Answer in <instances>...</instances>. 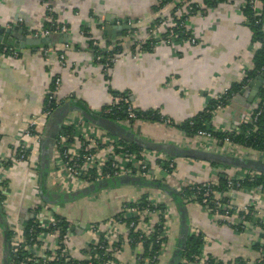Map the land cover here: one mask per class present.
Here are the masks:
<instances>
[{
    "label": "crops",
    "instance_id": "1",
    "mask_svg": "<svg viewBox=\"0 0 264 264\" xmlns=\"http://www.w3.org/2000/svg\"><path fill=\"white\" fill-rule=\"evenodd\" d=\"M158 2L159 0H49L58 22L70 26L69 32L72 37L66 50L65 44L59 40L55 41L54 46H47L52 52L50 58L44 56L39 46L14 48L17 55L0 52V152L9 153L19 133L26 128L31 119L40 115L52 75L62 79L58 95L60 98L71 93L96 115L102 116L99 110L109 105L113 91H128L137 110L146 112L158 109L163 115L171 118L172 125L163 123L124 125L113 120L126 127L142 144L160 148L170 147L172 144L187 148L197 147L192 145L193 142L202 139L186 135L179 127L197 115L211 99H214L215 94L221 93L246 77L247 72L253 68V57L259 43L252 42V33L242 7L244 0H224L215 1L212 6L204 3L205 12H196L191 17L190 26L196 37L195 44L186 39H175L171 44L164 43L155 49H143L140 53L132 55L130 50L135 42L144 38L148 29L155 26L158 19L167 20L172 16L174 9L169 6L161 7ZM260 3L263 8V3L258 0V6H261ZM106 15L111 16L116 26L127 23L134 27L118 37L104 36L103 24L108 23L104 21ZM45 19L46 7L40 0H0V26L22 29L25 37H34L30 31L42 29ZM99 21L103 24H99ZM168 23L170 25V22ZM84 28L88 30L90 36L80 33ZM92 39L100 40L103 45H108L109 49L119 47L124 54L108 72H103L100 64L93 58ZM62 49L65 50L66 66H63L53 53ZM259 75L261 74L257 76ZM263 88L264 84L261 89ZM232 98L225 108L224 106L221 108L213 120L214 125L222 124L238 129L242 124V118L250 113L254 102L258 100V96L252 103H247L245 98L234 101ZM53 120L50 118L42 120V123L38 122L43 125L45 134L54 129ZM94 126L98 127L102 134L113 135L107 129ZM37 130L40 131V128L37 127ZM27 148L32 152V156H38L39 168L36 171L27 163L10 168L4 175L5 186L0 192L7 202L5 209L0 208L6 219L5 223L0 219V264H6L3 224L10 235L13 219L24 220L29 217L37 200L42 199L40 188L43 182L46 188L55 191L51 179L53 148L48 175L45 178L40 174V145L37 147L28 145ZM233 149H241L243 152L238 150L235 157L264 161V153L260 152L251 158L245 154L248 148L235 144ZM249 149L250 152L256 150ZM153 151L160 155L162 160L174 161V172L162 182L167 183L176 192H181L182 185L190 182L217 179L220 173L226 176V168L238 175L241 171H245V174L249 171L254 172L238 166L224 164L213 166L210 162L200 159L175 157L160 150ZM204 151L227 154L213 150ZM252 155L254 156V153ZM211 167H216L217 175L211 173ZM246 190L234 195L235 203H248L258 207L259 216L264 220V188L254 186ZM144 194L154 199L170 201V232L166 247L156 264H185L183 253L191 232L202 235L201 251L215 261L235 264L236 260H241L243 264H264V225H260L257 220L248 221L247 226L244 225L242 230H237L232 224L222 220L224 218L222 214L208 212L201 205L189 203L183 197L182 203H176L172 194L155 187H139L131 183L111 185L77 200L86 206L85 217H82L81 213L78 216L72 211L70 213L72 217L81 221H98L107 217L111 209L119 207L124 197H128V200H137ZM63 207L67 206L58 207V210L64 216ZM23 208L27 209V213L20 217ZM130 218L135 219L132 216ZM138 219L136 216L135 220ZM234 221H238L236 217ZM126 228L124 224L120 226L119 237L125 239L129 236L130 231ZM75 237L78 243L75 244L77 247L75 253L80 254L84 249L85 238L77 230ZM182 243L185 247L180 258H177L176 250ZM7 244L9 247V241ZM140 250L144 252L143 246L125 242L114 264H134L135 254Z\"/></svg>",
    "mask_w": 264,
    "mask_h": 264
},
{
    "label": "built area",
    "instance_id": "2",
    "mask_svg": "<svg viewBox=\"0 0 264 264\" xmlns=\"http://www.w3.org/2000/svg\"><path fill=\"white\" fill-rule=\"evenodd\" d=\"M44 2L46 7L45 22L53 25L58 20L55 19V12L49 4V0H40ZM161 7L169 6L173 10L172 16L167 20L158 19L155 26L150 27L147 34L141 40L135 42L134 47L130 50L132 55H136L143 51L142 46L149 44L150 49H155L162 44H171L177 36L183 34L186 40L192 44L196 43V37L191 30L190 20L196 13L205 12V4L200 0H159ZM261 4V3H260ZM249 6L254 16L260 17L255 23H261L263 8L258 6V0H244V6ZM246 21H248L246 17ZM170 22V25L169 23ZM59 23V22H58ZM62 24V23H61ZM42 27L39 31H30L34 37L47 36L55 33L69 32V28L62 24L60 26ZM264 28V26H263ZM82 35L84 31L80 32ZM92 42V41H91ZM94 47L104 48L105 45L100 40L94 39L92 44ZM68 44H65L66 50ZM53 52L63 66H66L65 50ZM41 51L46 58H50L48 48L41 47ZM1 53H10L17 55L14 48L1 45ZM123 53H114L105 63L100 62L103 56L93 53L94 60L100 64L103 72H108L111 65L123 58ZM264 74V72L260 73ZM251 82V79L248 80ZM62 86V79L59 76L52 75L50 87L46 94L44 107L38 117L31 119L26 128L19 133L16 143L11 151L7 154L0 152V192L5 186L4 175L10 168L17 164L27 163L29 167L36 171L39 168L38 156H32V152L28 151V145L37 147L41 145L43 132L37 130V127L43 126L38 124L42 120L47 119L55 108L51 104L56 103V107L63 102L73 100V94H66L60 98L59 92ZM244 85L242 88H244ZM112 94L109 105L99 110V113L110 114L114 109H120L122 104H126L125 116L115 120L122 124L130 123H154L172 125L170 117L163 115L159 110L153 112L148 117L136 113V109L129 93ZM228 89H224L221 93L214 95V99L218 101L216 108L212 111L213 120L217 117L223 107V100L230 97ZM60 103V104H59ZM206 107V106H205ZM204 107V108H205ZM203 108V109H204ZM262 112L261 101L258 99L254 102V106L250 113L242 118V124H250L252 131L257 130L256 121ZM191 124H193L191 122ZM210 130L199 129L195 136L201 138L202 141L193 142L192 147L200 150H213L232 155L238 154V150H234V144L230 133L235 130L222 124L213 123ZM225 133L222 140L216 138L215 133ZM220 142V143H219ZM31 143V144H30ZM128 142L114 135L102 134L100 129L90 123L81 113L71 112L63 120L60 131L57 133L53 144V159L51 179L55 186V191L71 192L81 189L91 183L102 179L113 177H121L131 175L137 178L148 179L152 181H165L175 170V163L171 159L162 160L160 155H156L153 150L146 148L131 149ZM253 149V148H252ZM245 151V154L254 158L264 150H253V152ZM242 152V151H241ZM243 153V152H242ZM254 153V156L252 155ZM154 167H156L154 169ZM158 171H155V170ZM228 179L227 191L219 189L218 179L205 180L199 183L190 182L182 185L181 192L183 198L189 203L201 205L208 212L214 214H222L223 221L228 224H234V218L241 222L242 226L249 222L257 220L260 225H264L258 207L250 204H236L234 195L240 191H247L241 186L239 179L248 177L255 180L260 176L259 172L249 171L243 172L239 176L230 169H225ZM259 174V175H258ZM147 200H150L153 207L157 204L165 205L164 209L150 208L142 206L140 199L128 200L124 197L121 205L115 209H111L107 217L101 221L84 222L75 218H62L58 207L53 204L46 203L38 199L35 203L33 218L13 219L11 223L9 235V251L10 261L12 264H114L122 251L123 245L133 241L138 242L137 245L152 239L155 236V243L160 251L152 253L150 257L144 256L143 250L137 251L134 258V264H156L160 254L166 247V242L170 232L171 225V209L169 207V199H154L148 194ZM225 198V199H223ZM223 200V201H222ZM7 202L0 199L1 208L6 207ZM27 211V210H26ZM27 213V212H26ZM25 213V214H26ZM135 219H125L124 215ZM248 215H253V220H247ZM62 216V217H61ZM138 221V222H137ZM125 225L128 230H133L137 234L133 237L121 238L120 226ZM161 225V233L157 232L155 226ZM75 230L84 235L83 251L80 254L75 253L76 237ZM78 244V243H77ZM196 264H217L211 261L209 257L201 251L195 255ZM223 264V263H221ZM243 264V263H235Z\"/></svg>",
    "mask_w": 264,
    "mask_h": 264
},
{
    "label": "water",
    "instance_id": "3",
    "mask_svg": "<svg viewBox=\"0 0 264 264\" xmlns=\"http://www.w3.org/2000/svg\"><path fill=\"white\" fill-rule=\"evenodd\" d=\"M104 21L108 23L103 24L102 21L98 22L99 24L101 25L103 24L104 26L103 29L104 36L118 37L121 36L124 31H129L134 27V25H129L127 23L120 26H116L110 15H106L104 17ZM14 28L15 27L8 28V27L0 26L1 45H5L15 49L17 48L23 49L26 46H33V47L36 46L44 47L45 45L54 46L55 41L57 40H59V42H61L62 44H68V42L71 40L72 37L71 32L55 33L47 36H38V37H25L23 35L22 29L16 30ZM263 84H264V74H261L256 78H254L244 88H242L236 94V96L232 98V101L237 100L238 98H245L247 103H252L253 100L258 96ZM74 111L82 113L83 116L86 119H88L90 122H92L94 125H98L104 129H107L113 135L118 136L119 138L127 142L138 145V147L140 148H146L150 150H160L175 157L182 156V157L200 159L207 162H217L218 164L233 165V166L241 167L243 169H249V170L258 171L260 173H264V161L262 160L243 159V158L235 157L234 155L213 153L210 151H204L195 148L180 147L175 144H172L170 147H166V148L156 147L151 144L149 145L142 144L134 137V135L131 134V132L126 127L122 126L121 124L113 120L106 119L103 116L88 113L86 109H84V107L80 105V102L78 100L73 99L62 103L60 106H58L55 109L53 115L50 117L51 120L54 119L53 120L54 129L52 131H50L49 133L47 132L45 134V131L43 132V126H39L41 132H43V139L40 145V174L42 175L43 178L47 177L48 175L51 152H52L55 136L60 131L61 124L64 118L69 113ZM243 172L244 171H241L239 173V176H242ZM211 173L214 175L218 174V170L216 169V167H211ZM121 183H131L139 187H155L161 189L167 194H173L174 192H176L175 189L169 186L167 183L125 175L121 177L102 179L94 183H91L81 189L71 192L52 191L46 188L45 183L43 182V185L40 188V197L42 198L41 200L46 203L61 207L73 203L79 200V198L84 197L90 193L104 189L111 185H117ZM26 210L27 209L23 208L20 211L21 215L19 214V216L24 217V213L27 212ZM129 216H132V214H129ZM33 217H34V213L32 212L29 213V217L27 218H33ZM0 219H2L3 222L5 223L6 219H4V213L2 212L1 209H0ZM3 228L5 231L4 238L6 241H9L8 231L7 228H5L4 224H3ZM184 233L186 234L185 230ZM184 247H185L184 243L178 246L176 250L177 258H180V254L183 251ZM9 256H10V251H9ZM9 264H12L11 261Z\"/></svg>",
    "mask_w": 264,
    "mask_h": 264
},
{
    "label": "trees",
    "instance_id": "4",
    "mask_svg": "<svg viewBox=\"0 0 264 264\" xmlns=\"http://www.w3.org/2000/svg\"><path fill=\"white\" fill-rule=\"evenodd\" d=\"M205 4H207L208 6H212L213 3H215V1H224V0H203ZM263 3V15L261 16V23H255V20H260V17L258 16H254V12L253 10L249 7L246 6V8H244V15L247 17L248 19V26L249 29L251 30L252 33V42L254 43H259V47L256 50L254 57H253V68L251 70H249L247 72L246 77L240 81V82H236L234 84H232L230 86V88H228V95L230 97H228V99L223 100V106L225 108V106L227 105V102L234 96L236 95L244 85H246L248 83V80L255 78L258 74L264 72V0H260ZM55 19L57 20L56 15H54ZM62 25L61 23L55 22L53 25H51L50 23L45 22L44 23V27H53V29H56L55 26H60ZM67 26V28H70V26L68 24H64ZM86 36H90L88 33V30L86 28L82 29ZM186 36L183 34H180L179 36H177L175 39H185ZM47 46L49 45H45L44 47L47 48ZM92 47V53H98L100 55L103 56V59L100 60V62L105 63L108 58L111 57L112 54L114 53H119L121 52V49L119 47L116 48H112L109 49L108 45L104 48H100V47H94L91 45ZM134 47V46H133ZM132 47V48H133ZM149 44H145L142 46V49L145 50H150L149 49ZM112 66V65H111ZM113 91V90H112ZM117 93H121L119 91H113V94H117ZM129 93L128 91L122 92V94H126ZM130 94V93H129ZM72 99H76L80 102V105L82 107H84V109H86V111L90 114H94V111H92L91 109H89L84 102H82L80 99H77L75 96H72ZM258 99H260L261 101V106H262V112L260 113V115L258 116V119L256 121V125H257V130L256 131H252V127L250 124H243L241 125L238 129L233 130L232 133H230V136L232 137V142L233 144H239L241 146H244L246 148H253L256 150H264V88L260 90L259 94H258ZM64 99L60 100V103H64L63 102ZM59 103V104H60ZM218 101L215 99H211L206 107L204 109H202L197 115H195L194 117H191L190 119L186 120L180 127L179 129H181L186 135L189 136H195L196 131L199 129H205V130H210L213 126V114L212 111L216 108ZM56 103L51 104L52 108H57L56 107ZM60 106V105H59ZM106 107V106H104ZM103 107V108H104ZM120 109H114V111L110 114H104L101 113V115L105 118L111 119V120H118L120 118H123L125 116V107L126 104H122ZM55 109L53 110L52 114L47 118L49 119ZM102 109V108H101ZM136 109V108H135ZM158 109H151L149 111L146 112H141L139 110H135L137 114L139 115H143L144 117H148L149 115H151L153 112L157 111ZM191 122L193 124H191ZM173 124V123H172ZM225 133L222 132H216L215 136L216 138H218L219 140H222L225 137ZM127 144H129L131 149H139L140 147H138L137 145L128 142ZM211 165L213 166H218L219 164L217 162H210ZM218 182H219V189H221L222 191H227V183H228V179L227 177L223 174L220 173L217 177ZM241 184V186L245 187V188H252L254 186H262L264 188V175H260L258 176L255 180H250L248 177H244L242 179L238 180ZM184 193H187V189H184ZM183 192H174L172 194L173 200L176 201V203L181 202L182 203V197H183ZM0 199H3V195L0 194ZM225 199V198H224ZM141 204L142 206H149L150 208H155V209H164L165 205L162 204H157L153 207V204L150 200H147V196L143 195L141 196ZM223 201V200H222ZM1 208V206H0ZM2 209V208H1ZM71 210H67L66 212H64V216L62 218H66V217H72V213H70ZM62 214V213H61ZM127 215H124L125 219H130L128 217H126ZM74 218V216L72 217ZM106 217H103L102 219H99L98 221H101L103 219H105ZM134 219V218H133ZM247 220H253L254 216L253 215H248L246 217ZM81 220V219H80ZM84 221V220H82ZM85 222V221H84ZM138 222V221H137ZM233 227H236L237 230H242L243 226L241 222H235L233 224ZM157 232L161 233V225H156L155 226ZM129 236H135L137 234V232H134L133 230H129ZM11 234V232L9 233ZM203 237L202 235L199 234H194V233H190V236L188 237L187 240V245L185 247L184 253H183V258L186 260L185 264L188 263H195V255L199 254L201 252L202 249V245H203ZM138 242L133 241L131 242V245H137ZM142 246L144 248V256L146 257H150L152 255V253L160 251V248L157 246V243H155V236L152 239H149L148 241L142 243ZM211 259L212 262L217 263L218 261H215L212 257H209ZM243 263L241 260H236V263ZM219 264H221L220 262H218ZM217 263V264H218ZM151 264V263H150Z\"/></svg>",
    "mask_w": 264,
    "mask_h": 264
},
{
    "label": "rangeland",
    "instance_id": "5",
    "mask_svg": "<svg viewBox=\"0 0 264 264\" xmlns=\"http://www.w3.org/2000/svg\"><path fill=\"white\" fill-rule=\"evenodd\" d=\"M92 42H93V39H92ZM76 202L66 205L67 207H63L64 212H66L67 210H71L72 212H74V214H77L75 216H78L81 213L82 217H85V215H86V206L81 205L78 201H76Z\"/></svg>",
    "mask_w": 264,
    "mask_h": 264
},
{
    "label": "flooded vegetation",
    "instance_id": "6",
    "mask_svg": "<svg viewBox=\"0 0 264 264\" xmlns=\"http://www.w3.org/2000/svg\"><path fill=\"white\" fill-rule=\"evenodd\" d=\"M5 259H6V264H9L10 263V256H9V247H8V244H7V241H6V244H5Z\"/></svg>",
    "mask_w": 264,
    "mask_h": 264
}]
</instances>
